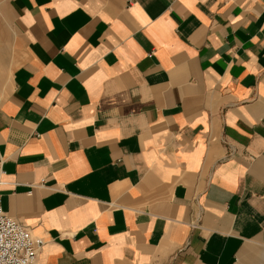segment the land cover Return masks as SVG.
<instances>
[{
	"label": "crops",
	"instance_id": "obj_1",
	"mask_svg": "<svg viewBox=\"0 0 264 264\" xmlns=\"http://www.w3.org/2000/svg\"><path fill=\"white\" fill-rule=\"evenodd\" d=\"M0 5V195L36 264H264V0Z\"/></svg>",
	"mask_w": 264,
	"mask_h": 264
},
{
	"label": "built area",
	"instance_id": "obj_2",
	"mask_svg": "<svg viewBox=\"0 0 264 264\" xmlns=\"http://www.w3.org/2000/svg\"><path fill=\"white\" fill-rule=\"evenodd\" d=\"M44 244L30 228L4 211L0 195V264H36Z\"/></svg>",
	"mask_w": 264,
	"mask_h": 264
},
{
	"label": "rangeland",
	"instance_id": "obj_3",
	"mask_svg": "<svg viewBox=\"0 0 264 264\" xmlns=\"http://www.w3.org/2000/svg\"><path fill=\"white\" fill-rule=\"evenodd\" d=\"M1 1V0H0ZM8 1V7L10 8V2L11 0H4V2ZM3 4V3H1ZM1 6V5H0ZM11 9V8H10ZM13 21H14V18H12L11 20V27L13 26ZM5 20L3 19V17L0 15V37L4 34V32H6V29L5 28ZM12 31V29H11Z\"/></svg>",
	"mask_w": 264,
	"mask_h": 264
}]
</instances>
